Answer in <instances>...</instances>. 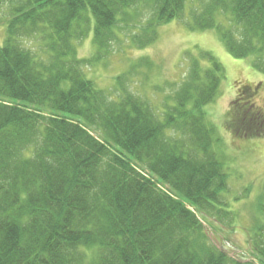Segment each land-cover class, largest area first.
<instances>
[{
	"label": "trees",
	"instance_id": "trees-1",
	"mask_svg": "<svg viewBox=\"0 0 264 264\" xmlns=\"http://www.w3.org/2000/svg\"><path fill=\"white\" fill-rule=\"evenodd\" d=\"M146 2L161 24L187 4L0 0V264H264V223L244 258L212 242L201 218L236 227L205 123L225 81L218 59L188 55L187 81L162 112L120 88L124 75L106 95L84 73L108 52L117 16ZM190 15V29L215 30L231 57L264 74V0H205ZM89 32L96 52L80 59ZM232 83L224 125L264 138L263 83Z\"/></svg>",
	"mask_w": 264,
	"mask_h": 264
},
{
	"label": "rangeland",
	"instance_id": "rangeland-1",
	"mask_svg": "<svg viewBox=\"0 0 264 264\" xmlns=\"http://www.w3.org/2000/svg\"><path fill=\"white\" fill-rule=\"evenodd\" d=\"M204 2L187 0L180 19L163 24L152 21L153 7L150 2L125 10V14L117 16L118 21L111 29L113 36L107 46L108 52H103L104 57L97 62L87 64L84 73L106 95L117 86L115 79L124 75L120 88L126 86L152 104L156 111L162 112L165 102L172 104L167 98H171L174 88L187 81L188 55L196 56L199 51H207L218 59L225 70V81L221 84L218 97L204 108L205 123L207 126L211 124L213 139H219L213 144V151L227 175L224 200L234 214L232 225L236 227L230 230L213 219L201 218L212 242L220 243L231 255L238 252V256L247 258L249 238L253 237L254 227L264 223V138L232 136L224 122L225 112L235 96L232 82L237 78L252 85L263 83L256 98V105L263 106L264 74L253 71L250 57H231L215 30L190 29L191 11ZM215 18L216 21L227 22V14ZM90 32L76 42L80 59H90L95 55ZM3 36V22L0 21V42Z\"/></svg>",
	"mask_w": 264,
	"mask_h": 264
}]
</instances>
